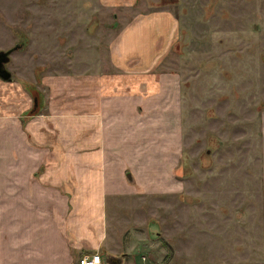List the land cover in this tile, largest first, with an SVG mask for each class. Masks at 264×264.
Instances as JSON below:
<instances>
[{"label": "rangeland", "instance_id": "rangeland-1", "mask_svg": "<svg viewBox=\"0 0 264 264\" xmlns=\"http://www.w3.org/2000/svg\"><path fill=\"white\" fill-rule=\"evenodd\" d=\"M43 1L47 5L49 0ZM55 1L61 2L59 16L65 1L76 3L78 15L79 0ZM29 2L0 0V49L18 46L5 64L11 79L0 80V97L10 117L23 115L14 123L25 149L37 145L33 130L25 128L29 122L46 115L58 121L78 107L76 74L83 62L79 51L70 60L49 55L48 26L43 25L48 10L37 11ZM84 5L89 42L98 53L91 63L102 61L108 74H114L108 42L126 20L164 9L176 21L170 43L158 44L165 50L150 73L157 91L162 79L160 91L168 100L162 132L168 151L159 155L167 160V175L139 170L141 177L127 168V185L106 187V242L125 264H264V0H131L126 8L103 9L92 1ZM37 48L45 55L33 56ZM53 77L56 89H63L57 95L48 84ZM60 104L69 108L61 110ZM73 127L77 130L71 132L78 131L79 123ZM9 135L14 150L20 138L12 130ZM73 136H65V142L78 143ZM54 138L49 132L48 140ZM33 153L23 161L31 163ZM152 163L158 169L160 158Z\"/></svg>", "mask_w": 264, "mask_h": 264}, {"label": "crops", "instance_id": "crops-1", "mask_svg": "<svg viewBox=\"0 0 264 264\" xmlns=\"http://www.w3.org/2000/svg\"><path fill=\"white\" fill-rule=\"evenodd\" d=\"M29 1L37 11L48 10V20L43 25L48 26L49 55L70 60L73 52L79 51L83 57L76 74L81 96L78 107L58 121L46 115L23 124L27 130H33L37 145L31 149H25L14 123L23 115L10 117L6 99L2 102L0 97V264H78L81 257L94 251L101 264H125L121 254L106 242L102 204L109 192L106 187L127 185L124 180L127 168L137 170L139 176V170L149 176L155 171L167 175V160L159 155H167L168 151L167 134L162 133L166 130L165 116L169 114L168 100L163 99L160 91L162 79L159 78L161 88L157 91L150 73L156 58L168 45L176 21L164 9H157L152 15L136 14L126 20L109 39V67L114 74H108L102 61L91 63V56L98 53L89 42L90 19L84 1H92L95 8L103 9L126 8L131 0H79L78 15L76 3L65 1L62 16H59L61 2L49 0L44 5L43 0ZM60 36L63 42L59 41ZM160 43L165 47H159ZM17 48L0 49H11L2 61L3 67ZM36 50L33 56L45 55ZM6 71L9 80L0 78L4 82L11 79L10 69ZM125 78L127 83L117 86ZM48 84L55 88L54 95L63 91L56 89V77ZM59 107L69 108L66 104ZM74 122L79 123V129L71 132L77 130ZM61 123L65 125L62 129ZM9 130L20 138L14 150L9 145L12 139ZM49 132L55 135L54 140H48ZM68 134L72 138L77 135L78 143L73 139L70 144L65 142ZM32 151L37 152L33 153L32 162H24L25 154ZM13 152L16 156L10 158ZM53 154L59 157L54 158ZM152 155H156L154 159ZM159 158L160 166L154 169L152 161L157 163ZM41 161L45 162L44 168L34 176Z\"/></svg>", "mask_w": 264, "mask_h": 264}, {"label": "water", "instance_id": "water-1", "mask_svg": "<svg viewBox=\"0 0 264 264\" xmlns=\"http://www.w3.org/2000/svg\"><path fill=\"white\" fill-rule=\"evenodd\" d=\"M11 49H7L5 51H0V78L2 80H9V72H7L6 69L3 67L2 61L6 60L5 58H7L6 56H7L8 52H10Z\"/></svg>", "mask_w": 264, "mask_h": 264}, {"label": "built area", "instance_id": "built-area-1", "mask_svg": "<svg viewBox=\"0 0 264 264\" xmlns=\"http://www.w3.org/2000/svg\"><path fill=\"white\" fill-rule=\"evenodd\" d=\"M78 264H101V261L98 254H92L81 257Z\"/></svg>", "mask_w": 264, "mask_h": 264}, {"label": "trees", "instance_id": "trees-1", "mask_svg": "<svg viewBox=\"0 0 264 264\" xmlns=\"http://www.w3.org/2000/svg\"><path fill=\"white\" fill-rule=\"evenodd\" d=\"M29 115H30V113H29Z\"/></svg>", "mask_w": 264, "mask_h": 264}]
</instances>
